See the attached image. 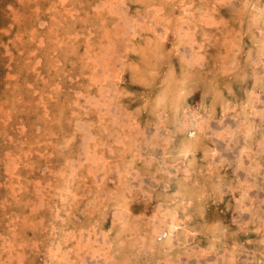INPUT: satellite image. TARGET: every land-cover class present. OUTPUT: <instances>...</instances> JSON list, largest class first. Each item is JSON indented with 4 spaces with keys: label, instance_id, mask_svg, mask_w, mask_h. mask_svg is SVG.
<instances>
[{
    "label": "rangeland",
    "instance_id": "rangeland-1",
    "mask_svg": "<svg viewBox=\"0 0 264 264\" xmlns=\"http://www.w3.org/2000/svg\"><path fill=\"white\" fill-rule=\"evenodd\" d=\"M0 264H264V0H0Z\"/></svg>",
    "mask_w": 264,
    "mask_h": 264
},
{
    "label": "bare ground",
    "instance_id": "bare-ground-1",
    "mask_svg": "<svg viewBox=\"0 0 264 264\" xmlns=\"http://www.w3.org/2000/svg\"><path fill=\"white\" fill-rule=\"evenodd\" d=\"M202 101H203V100H202ZM175 111H176V110H175ZM176 112H177V111H176ZM188 129H189V128H188ZM186 139L188 140V138H186ZM184 141H185V140H184ZM187 142H188V141H187ZM192 142H193V141H192ZM183 144H184V143H183ZM186 144H187V146H186V145H185V146H186V147L188 148V150H189V149L191 148V147L189 148V146H191V143H190L189 145H188V143H186ZM186 147H185V148H186ZM193 147H194V145H193ZM193 147H192V148H193ZM192 148H191V149H192ZM191 149H190V150H191ZM186 150H187V149H186ZM192 157H193V156H192ZM190 160H191V159H190ZM214 188H215V187H214ZM122 199H124V198H122ZM124 200H126V199H124ZM124 200H123V201H124ZM124 202H126V201H124ZM124 205H125V204H124ZM120 208H121V207H120ZM174 210H175V209H174ZM167 212H168V211H167ZM169 212H170V211H169ZM173 212H174V211H173ZM168 214H169V213H168ZM169 216H170V215H169ZM175 216H176V215H175ZM214 228H216V227H214ZM210 229H211V228H210ZM216 229H217V228H216ZM163 231H164V230H163ZM165 231H166V230H165ZM168 231H169V230H168ZM179 231H180V230H179ZM182 231H183V230H182ZM215 231H216V230H215ZM215 231H214V232H215ZM183 233H184V232H183ZM215 233H216V232H215ZM165 234H167V233H165ZM167 235H168V234H167ZM166 237H168V236H166ZM215 237H217V233H216V236H215ZM213 241H214V240H213ZM164 242H165V241H164ZM211 243H212V242H211ZM213 247H214V246H213ZM52 255H53V254H52Z\"/></svg>",
    "mask_w": 264,
    "mask_h": 264
}]
</instances>
